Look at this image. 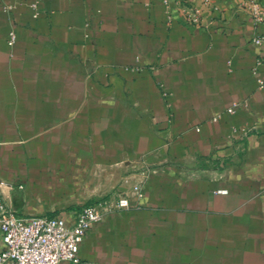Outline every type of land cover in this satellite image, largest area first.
Instances as JSON below:
<instances>
[{
	"label": "crops",
	"instance_id": "0c3cea01",
	"mask_svg": "<svg viewBox=\"0 0 264 264\" xmlns=\"http://www.w3.org/2000/svg\"><path fill=\"white\" fill-rule=\"evenodd\" d=\"M243 1L0 0L7 205L68 218L141 184L84 263L264 264V24Z\"/></svg>",
	"mask_w": 264,
	"mask_h": 264
},
{
	"label": "built area",
	"instance_id": "2783aa9c",
	"mask_svg": "<svg viewBox=\"0 0 264 264\" xmlns=\"http://www.w3.org/2000/svg\"><path fill=\"white\" fill-rule=\"evenodd\" d=\"M169 18L172 17V6L169 0H164ZM247 13L256 24H264V5L261 0H248L245 3ZM11 11V6L5 7ZM191 24H196L193 18H186ZM16 35L11 32L9 44L13 45ZM253 43L264 47V38L254 36ZM264 66V54L256 60L257 68ZM264 86V80H259ZM241 104H234L225 113L234 114ZM223 114L213 118L212 122L222 119ZM199 131V129H197ZM240 133V143L249 134L248 130L240 132L233 129L231 142ZM11 185L0 178V237L4 248L0 251V264H86L79 257L78 252L86 233L96 225L104 222L115 212L140 208L142 185L135 184L129 194L117 195L97 202L85 204L70 217H31L18 215L11 209L4 198L3 188Z\"/></svg>",
	"mask_w": 264,
	"mask_h": 264
},
{
	"label": "rangeland",
	"instance_id": "374dc122",
	"mask_svg": "<svg viewBox=\"0 0 264 264\" xmlns=\"http://www.w3.org/2000/svg\"><path fill=\"white\" fill-rule=\"evenodd\" d=\"M245 3H248V0H245V1L242 2V7H243V9L247 10V9L245 8V5H244Z\"/></svg>",
	"mask_w": 264,
	"mask_h": 264
},
{
	"label": "trees",
	"instance_id": "16d2710c",
	"mask_svg": "<svg viewBox=\"0 0 264 264\" xmlns=\"http://www.w3.org/2000/svg\"><path fill=\"white\" fill-rule=\"evenodd\" d=\"M91 203H93V202H91ZM88 204H90V203H88Z\"/></svg>",
	"mask_w": 264,
	"mask_h": 264
}]
</instances>
